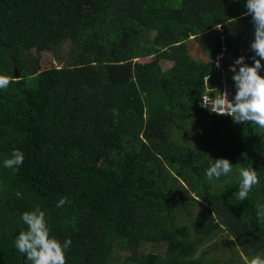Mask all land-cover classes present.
<instances>
[{
    "label": "trees",
    "instance_id": "16d2710c",
    "mask_svg": "<svg viewBox=\"0 0 264 264\" xmlns=\"http://www.w3.org/2000/svg\"><path fill=\"white\" fill-rule=\"evenodd\" d=\"M245 4L0 0V75L13 81L0 89V264H29L14 242L37 205L50 236L72 242L66 264H219L201 247L221 229L224 248L264 257V129L199 104L222 85L231 99L229 66L253 63ZM191 39L205 59L188 52ZM43 40L70 43L59 66L41 67ZM16 149L23 164L4 167ZM217 158L234 171L209 181ZM250 166L260 183L236 202L235 170ZM61 197L71 202L58 208Z\"/></svg>",
    "mask_w": 264,
    "mask_h": 264
},
{
    "label": "clouds",
    "instance_id": "9594fccd",
    "mask_svg": "<svg viewBox=\"0 0 264 264\" xmlns=\"http://www.w3.org/2000/svg\"><path fill=\"white\" fill-rule=\"evenodd\" d=\"M247 9L244 15H250L254 28V39L250 42V48L254 52L253 63L246 64L244 56L235 58L229 70L233 73L235 93L230 99L231 86L222 85L213 87L211 93H204L199 99L202 108L208 109L217 115H227L234 123H250L264 129V76L259 70L264 67V0H246ZM216 28L221 25L217 24ZM256 57H259L257 59ZM163 59V58H162ZM167 60V59H164ZM169 61V60H168ZM219 67V62H214ZM238 70H237V67ZM205 80V77H204ZM7 75H0V89H7L12 83ZM207 89H210L207 87ZM24 162V153L13 150L11 156L4 160V167L18 168ZM233 164L226 158H217L206 169V177L209 181L233 173ZM235 171L240 176L238 192L235 194L236 202L248 198L253 186L260 183L257 171L250 167H240ZM66 197H61L57 207H63L70 203ZM257 217L264 221V205H258ZM26 231H21L15 239L16 249L26 257L29 264H66L65 250L71 247V240L65 239L63 243L50 236L45 213L39 205L32 211H25L21 215ZM248 264H264V257L254 256Z\"/></svg>",
    "mask_w": 264,
    "mask_h": 264
},
{
    "label": "rangeland",
    "instance_id": "374dc122",
    "mask_svg": "<svg viewBox=\"0 0 264 264\" xmlns=\"http://www.w3.org/2000/svg\"><path fill=\"white\" fill-rule=\"evenodd\" d=\"M43 43L46 45L38 52L39 63L41 67H48L50 65L56 64L59 66V62L57 59L54 58V55L57 54L59 50L65 53L68 49L69 42H63L61 45L57 46L56 48L51 47V41L43 40ZM37 47V46H36ZM36 47L32 50L35 52ZM188 52L193 56L202 55L203 59L206 58L205 54H201L198 44L194 40H189L187 43ZM243 50H245L243 48ZM59 52V53H61ZM62 54V53H61ZM220 53H217L214 56V62H219ZM151 56H144L136 58L138 61H145L150 59ZM171 61L159 59V64L161 69L163 70L167 65L170 64ZM220 63V62H219ZM220 69V67H218ZM230 68V66H229ZM186 99H182V106L187 105ZM230 241V237H228L227 232L224 229L218 230L212 238L209 239L207 243H205L201 248H206L208 250V254L212 255L214 258L218 259L219 264L224 260L231 261L227 264H248L249 260L245 255H243L242 251L238 248V245L235 241H231L229 247L224 248L227 246V243ZM146 246L153 247V249H161L162 246L160 244H146ZM231 249H234L235 252L230 253Z\"/></svg>",
    "mask_w": 264,
    "mask_h": 264
},
{
    "label": "water",
    "instance_id": "95a60500",
    "mask_svg": "<svg viewBox=\"0 0 264 264\" xmlns=\"http://www.w3.org/2000/svg\"><path fill=\"white\" fill-rule=\"evenodd\" d=\"M12 69H13V70H12L13 75H14V76H17V75H18V70L16 69V67L13 66Z\"/></svg>",
    "mask_w": 264,
    "mask_h": 264
}]
</instances>
